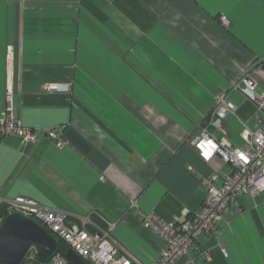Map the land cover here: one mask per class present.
Masks as SVG:
<instances>
[{
    "label": "crops",
    "instance_id": "0c3cea01",
    "mask_svg": "<svg viewBox=\"0 0 264 264\" xmlns=\"http://www.w3.org/2000/svg\"><path fill=\"white\" fill-rule=\"evenodd\" d=\"M8 47L13 117L60 128L66 145L0 136V207L22 196L70 222L101 216L140 264L162 249L142 215L199 212L204 181L230 168L193 146L204 131L223 136L216 97L236 107L223 120L232 146L264 125L231 90L244 73L264 90V0H0V116ZM219 229L175 264H264V192L239 196Z\"/></svg>",
    "mask_w": 264,
    "mask_h": 264
},
{
    "label": "built area",
    "instance_id": "2783aa9c",
    "mask_svg": "<svg viewBox=\"0 0 264 264\" xmlns=\"http://www.w3.org/2000/svg\"><path fill=\"white\" fill-rule=\"evenodd\" d=\"M220 21L229 25L225 17ZM11 47L6 54V79L4 89V107L0 116V136L15 135L23 142L38 144L47 138L58 147H64L66 140L60 128L32 129L23 127L13 117V83L11 73ZM49 91L66 90L65 86H48ZM232 91L241 93L253 103L257 110L264 113V90L258 88L254 77L244 73L238 81H234ZM216 110L211 125L223 133L216 140L206 131L197 137L193 146L199 158L210 162L218 157L230 166L222 175L214 174L204 181L206 197L197 213H183V218L175 217L171 221H163L153 213L142 215L143 223L162 241V249L157 260L151 264H175L182 256L189 255L196 248V242L203 235H217L222 214L239 196L256 197L264 192V125L257 131L244 128L241 132L242 147L232 146L223 129V120L236 111L235 105L225 94L216 97ZM209 142L213 147H209ZM220 180V185L215 183ZM3 206L6 214L17 213L31 218L51 233L57 240L67 244L83 264H140L132 254L113 236L115 224L107 222L96 214L80 217L70 222L63 212L47 208L33 199L18 196L7 200ZM99 219L102 224L93 221ZM2 218H0V223ZM224 255H226L223 250ZM44 264H72L64 255L55 252Z\"/></svg>",
    "mask_w": 264,
    "mask_h": 264
},
{
    "label": "water",
    "instance_id": "95a60500",
    "mask_svg": "<svg viewBox=\"0 0 264 264\" xmlns=\"http://www.w3.org/2000/svg\"><path fill=\"white\" fill-rule=\"evenodd\" d=\"M57 251V239L35 220L17 213L8 214L2 219L0 264H23L30 254L35 256L38 264H44ZM64 256L72 264H83L70 249Z\"/></svg>",
    "mask_w": 264,
    "mask_h": 264
},
{
    "label": "trees",
    "instance_id": "16d2710c",
    "mask_svg": "<svg viewBox=\"0 0 264 264\" xmlns=\"http://www.w3.org/2000/svg\"><path fill=\"white\" fill-rule=\"evenodd\" d=\"M6 209L4 206L0 207V218H4L6 216ZM93 221L97 224H102L96 217H93ZM58 252L62 255H65L66 251L69 250V247L66 243H64L62 240L58 239ZM23 264H38L35 256L33 254H30L27 259L24 261Z\"/></svg>",
    "mask_w": 264,
    "mask_h": 264
},
{
    "label": "clouds",
    "instance_id": "9594fccd",
    "mask_svg": "<svg viewBox=\"0 0 264 264\" xmlns=\"http://www.w3.org/2000/svg\"><path fill=\"white\" fill-rule=\"evenodd\" d=\"M208 146H209L210 148L213 147V146L211 145V142H209V145H208Z\"/></svg>",
    "mask_w": 264,
    "mask_h": 264
}]
</instances>
